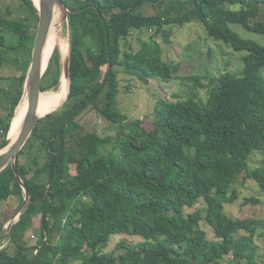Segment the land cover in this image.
I'll list each match as a JSON object with an SVG mask.
<instances>
[{"label": "trees", "instance_id": "obj_1", "mask_svg": "<svg viewBox=\"0 0 264 264\" xmlns=\"http://www.w3.org/2000/svg\"><path fill=\"white\" fill-rule=\"evenodd\" d=\"M18 1L24 15L0 0L1 144L25 96L39 20L33 0ZM64 2L70 10V94L64 109L40 118L16 160L31 203L11 234L0 237V247L4 238L10 239L0 248V264H223L224 259L264 264L256 242L264 234V217L225 212V204L239 197L234 184L244 171L259 184V193L264 191V44L231 26L240 24L264 35V0ZM146 5L154 13L146 12ZM197 21L215 40L247 52L240 71L181 75L180 62L164 59L154 38L161 33L168 41L167 25ZM145 29H154L147 40L141 38ZM136 33L138 51L128 47ZM121 71L146 82L193 81L196 91L185 99L161 98L152 130H144L139 118L126 125L129 132L113 137L87 130L76 118L89 106L110 122L123 120L117 98ZM62 74L56 48L42 91L56 89ZM109 143L112 150L105 152ZM257 150L260 163L249 168ZM21 155H26L25 163ZM24 197L9 164L0 172V212L6 213L8 206L16 210ZM201 200L204 208L186 212ZM259 201L255 196L245 199L246 204ZM39 215L41 236L31 245L26 233ZM202 220L215 238L209 237ZM6 222L0 221V229ZM123 233L143 240H121L107 250L111 238Z\"/></svg>", "mask_w": 264, "mask_h": 264}, {"label": "rangeland", "instance_id": "obj_2", "mask_svg": "<svg viewBox=\"0 0 264 264\" xmlns=\"http://www.w3.org/2000/svg\"><path fill=\"white\" fill-rule=\"evenodd\" d=\"M4 7L9 6L15 14L24 15L23 9H19L20 1L18 0H2ZM165 6V5H164ZM165 8V7H164ZM144 10L148 13H154V9L150 5H146ZM64 14V13H63ZM232 28L239 32L243 37L251 38L264 44V35L248 31L240 24H232ZM167 30L171 32L168 41H165L163 34H158L154 40L159 42L162 48V56L167 61H178L181 64V69L179 74L186 75L191 72L196 74H207L208 72H238L240 71L244 64L243 57L247 54L246 51H235L229 47L225 42L215 40L207 33L205 26L202 22H188L183 26L167 25ZM143 35L141 38L145 40L149 39L150 35L154 32L153 30H143ZM61 39L69 44L70 52V28L69 19L63 16V24L60 30ZM57 37V38H58ZM139 35L136 33L134 36L129 38V46L134 48V51H138L141 47L139 41ZM127 47V48H128ZM56 49V48H55ZM54 49V51H55ZM57 50L61 56V61L63 63L64 56L61 53L60 48L57 46ZM53 51V53H54ZM68 52V54H69ZM52 53V54H53ZM51 54V56H52ZM67 54V55H68ZM51 56L49 60L51 59ZM49 62V61H48ZM63 77V74H62ZM61 77V81H62ZM3 85L8 84V80L4 79L2 81ZM61 85L57 86L56 89L59 90ZM119 88L120 92L117 96L119 101V109L122 112L124 118L118 123H113L104 118V116L95 110L92 106L83 109L77 116L78 122L89 131H97L102 136H117L123 130L129 132V127L126 125L132 120L139 118L142 120L141 126L144 130H152L154 128V109L156 104L161 98H167L170 100L185 99L191 95L192 91H196V87L193 81H182L180 79H175L171 81H162L158 79H149V82L144 81L137 75H130L121 71L119 73ZM197 92L203 96L207 97V93L203 88H197ZM24 98V97H23ZM65 104V102H64ZM64 104L57 108L56 110H62L65 108ZM131 125V124H130ZM134 125H131L133 127ZM123 127V128H122ZM2 142V136L0 135V146ZM112 145L109 143L103 150L108 152L112 150ZM261 153L257 150L255 151L248 160V167L252 168L260 163ZM21 162L25 163L27 161L26 155H21ZM72 173H75V167L72 166ZM235 188L239 193L238 199L234 203L225 204V212L233 217H243V216H255L264 217V191L261 193L259 184L250 178L247 171H244L239 179L234 184ZM258 197L260 198L259 203H245L247 197ZM205 202L200 201L192 208H186V212H191L196 208H204ZM12 206L6 207V213L2 214L0 212V221L5 219L9 222L11 216L16 210H12ZM41 215L37 218V222L40 223ZM201 225L207 230L209 237L215 238L212 227L205 221H201ZM41 228V227H39ZM27 231L26 239L29 244H38L41 231L36 229V231ZM28 232L29 237H28ZM57 233L55 236L57 237ZM121 240H126L128 242L138 243L143 240L140 235L134 234H117L111 238V241L107 247V250L115 249L117 243ZM3 244L1 247H5L10 243V239L4 238L2 240ZM256 242L259 246V252L261 259H264V234L260 233L256 237ZM0 247V248H1ZM12 248L11 245H9ZM13 251V249H10ZM121 252L116 250V253ZM223 264H230L227 259L223 260Z\"/></svg>", "mask_w": 264, "mask_h": 264}, {"label": "water", "instance_id": "obj_3", "mask_svg": "<svg viewBox=\"0 0 264 264\" xmlns=\"http://www.w3.org/2000/svg\"><path fill=\"white\" fill-rule=\"evenodd\" d=\"M33 2L38 10L39 20L36 27V36L32 49L31 63L25 80V96H27L28 99V109L18 136L13 139L9 136L10 134L8 133L5 142L0 146V172L3 171L10 164L17 178L21 182V185L25 192V197L23 202L11 216L9 222L2 229H0V237L6 234H11L14 224L17 222V220L22 217L23 211L31 203L29 186L21 178V175L16 165V160L22 148L26 145L29 137L34 131L40 118L46 116L48 113L57 109L56 108L43 115L39 113V100L43 92V76L46 70L48 69L50 62L49 60L48 64L44 67V49L47 37L53 24L55 7L59 6L62 8L64 13L63 16L65 18H68L70 10L64 0H33ZM63 75L70 80L71 88V47L69 54L65 56L63 60ZM70 88L69 92L67 93L66 99L58 108H60L67 100L70 94Z\"/></svg>", "mask_w": 264, "mask_h": 264}, {"label": "bare ground", "instance_id": "obj_4", "mask_svg": "<svg viewBox=\"0 0 264 264\" xmlns=\"http://www.w3.org/2000/svg\"><path fill=\"white\" fill-rule=\"evenodd\" d=\"M63 24V10L61 7H55V14L53 24L51 26V30L47 37L45 49H44V56H45V63L44 67L48 64L49 58L53 53L54 49L57 46L60 48L62 55L65 57L69 52V44L61 39L60 30ZM58 37V38H57ZM70 88V80L66 78L64 75L62 77L61 85L59 90H47L43 91L39 100V113L41 115L46 114L56 108H58L63 101L66 99L67 93L69 92ZM20 104L17 107L15 116L13 117L9 136L13 139L16 138L19 134L21 129L24 117L26 115L28 109V99L27 96H24Z\"/></svg>", "mask_w": 264, "mask_h": 264}, {"label": "crops", "instance_id": "obj_5", "mask_svg": "<svg viewBox=\"0 0 264 264\" xmlns=\"http://www.w3.org/2000/svg\"><path fill=\"white\" fill-rule=\"evenodd\" d=\"M36 220H37V217L35 218V224H34L33 228H31L29 232L36 231V229H40L38 224H37V222H36ZM29 232H28V237H29V234H30ZM32 245H34V244H32Z\"/></svg>", "mask_w": 264, "mask_h": 264}, {"label": "built area", "instance_id": "obj_6", "mask_svg": "<svg viewBox=\"0 0 264 264\" xmlns=\"http://www.w3.org/2000/svg\"><path fill=\"white\" fill-rule=\"evenodd\" d=\"M37 252V249L35 250V253Z\"/></svg>", "mask_w": 264, "mask_h": 264}]
</instances>
